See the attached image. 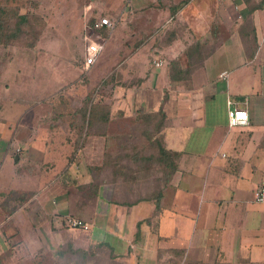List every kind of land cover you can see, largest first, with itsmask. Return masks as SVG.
Instances as JSON below:
<instances>
[{"label": "crops", "instance_id": "crops-1", "mask_svg": "<svg viewBox=\"0 0 264 264\" xmlns=\"http://www.w3.org/2000/svg\"><path fill=\"white\" fill-rule=\"evenodd\" d=\"M21 1L0 3L36 12L44 27L34 47L0 46V170L9 156L11 178H23L0 198V264H39L17 250L49 262L68 242L126 264H264V202L253 199L264 178V0H90L86 9L77 0ZM92 4L114 21L109 34H126L107 53L108 101L73 100L78 89L66 92L64 72L76 61L49 49L63 12L77 10L82 27ZM194 44L202 61L186 82L171 83L169 61ZM11 54L30 59L8 71ZM18 103L29 106L13 116ZM99 104L105 110L88 125ZM233 108L247 110L248 124L228 126ZM150 114L163 124L158 132L149 131ZM159 136L176 170L154 214L159 167L149 157ZM67 216L89 229L65 227Z\"/></svg>", "mask_w": 264, "mask_h": 264}, {"label": "rangeland", "instance_id": "rangeland-1", "mask_svg": "<svg viewBox=\"0 0 264 264\" xmlns=\"http://www.w3.org/2000/svg\"><path fill=\"white\" fill-rule=\"evenodd\" d=\"M71 4H74V0H70ZM102 5V0H97ZM10 2V1H9ZM21 2L24 3V7L31 3V0H23ZM79 3H85V6L88 4H91L90 0H77ZM145 5H148L145 0H140ZM141 3V4H142ZM89 6V5H88ZM84 7L85 9L88 7ZM85 9L82 14V18L85 21L86 18L89 17L87 20L88 22L85 23L84 26L81 27L79 25V20H81V17L78 14V11H65L63 12L64 15L60 18L61 27L59 30L54 31L52 28L48 32L49 36V49L50 52L55 54V52L59 53L62 56H65L66 63L74 64V68L66 67L65 69V77L66 80L65 85L68 87L67 93L75 92V87L77 86V93L76 97L73 96V100L78 101L80 98L83 100L85 99V95L89 93V98L91 97L90 94L94 95L93 98L100 99V100H106L108 101L113 94V91L107 88L106 80H103V74L106 73L109 70L110 63L114 62L113 59L110 57L108 58L107 53L114 51V47L116 46V43L120 39H126V34H123L120 27L116 28L113 34H109L108 32L110 30H107L106 28H102L96 31V37L98 39L104 40L105 39V48L101 50V52L98 55L97 61L91 65L87 70L83 67V58H84V48H85V36L88 35L89 37L94 35L95 32L91 30V26L94 21H96L98 18L105 16V12L100 11L102 8L99 7L94 11V4L91 5V9L93 11V14L91 15V12L87 13L85 12ZM85 15L87 16L85 18ZM52 20L56 21L57 17L56 14L52 12ZM82 37V38H81ZM110 46L108 49L107 47ZM103 47H104V41H103ZM111 56V55H110ZM2 60V58H0ZM30 56L24 55L21 56L19 54H11L9 58L6 60V67L8 71H10V63L13 64L19 63L21 67H24L26 63L29 61ZM8 63V65H7ZM188 67H190V61H187ZM83 67V70L81 68ZM103 75V76H102ZM77 79L79 81L77 82ZM86 80V81H85ZM103 82V83H102ZM79 84V85H77ZM65 101L71 103V99L69 97L64 98ZM27 106L22 105L21 103H18L15 105L12 110L13 116H18L21 113L25 112L26 108H28L29 104H26ZM41 106V105H39ZM12 113L10 112L9 118H12ZM1 118V117H0ZM5 119V117H2L0 120V137L2 135H5L6 128L3 127L2 130V120ZM1 154V153H0ZM1 158V155H0ZM13 161L8 156L5 164L3 165L2 169L0 170V198L7 197L5 188L9 187L12 184H17L22 181V177L19 176V174L13 175V179L11 178L10 174L12 175V169L10 168ZM14 166V165H13ZM16 168V167H15ZM14 186V185H13ZM11 224V223H10ZM76 229V228H73ZM84 243V242H82ZM77 248V247H76ZM102 248V247H101ZM96 248L91 247V245L88 246L86 249H81L82 251L86 252V255H83L82 253H76L74 251H70V248H67L66 253L61 254V247L52 254V257L49 259V262H44V259L47 257L46 254L39 255L37 253H29L25 250H17L15 251V254L18 255V257H21V259L28 260L31 258L30 256H34V259L39 264H126L123 261H119L115 259L113 256H108L106 250L103 248ZM73 249V248H72ZM29 253V254H28ZM31 254V255H30ZM55 258V259H53Z\"/></svg>", "mask_w": 264, "mask_h": 264}, {"label": "trees", "instance_id": "trees-1", "mask_svg": "<svg viewBox=\"0 0 264 264\" xmlns=\"http://www.w3.org/2000/svg\"><path fill=\"white\" fill-rule=\"evenodd\" d=\"M40 18V15L36 12L26 11L20 13L19 6H10L8 4L0 3V46L14 45L34 47L38 36L44 27ZM202 55L203 51L200 52V47L197 44H194L184 50L183 55L170 60L168 63V76L170 82H186V80L190 78V72L196 64L202 61V58L204 57ZM188 60L190 61V67L187 65ZM92 107L93 113H88L87 117H85L88 125L99 109L105 110L104 108H106L103 105L101 106V104H99L97 108H94L95 105ZM85 109L84 113L86 114ZM157 114H159L161 118L164 117L161 109ZM157 114H150L147 116L148 118L154 116L153 119L155 118L154 121H156V125L149 128L150 132H158L163 125H159ZM151 147L154 151H152L149 158L153 161L155 160L159 167L156 170L157 183L152 196L154 200V214H156L160 210L162 189L175 172L176 166L174 163L175 153L168 151L163 140H161V136L152 141ZM68 247L70 248V251L86 255V252L76 248L71 242H68L64 247H61V254L66 253Z\"/></svg>", "mask_w": 264, "mask_h": 264}, {"label": "built area", "instance_id": "built-area-1", "mask_svg": "<svg viewBox=\"0 0 264 264\" xmlns=\"http://www.w3.org/2000/svg\"><path fill=\"white\" fill-rule=\"evenodd\" d=\"M115 23L110 18L102 16L93 22L91 30L95 32V36H85V48H84V58H83V67L85 70L89 68L92 64L95 63L99 53L103 49V40L96 37V31L102 28L111 30L114 27ZM155 66H161L162 61L158 60L154 62ZM226 73H222L221 77H224ZM228 126H240L248 124V113L246 109L242 108H233L228 110ZM253 199L256 202H264V178L261 180L260 184L255 188L253 192ZM63 224L67 228H82L83 230H88L89 225L84 221L67 216L63 220Z\"/></svg>", "mask_w": 264, "mask_h": 264}]
</instances>
